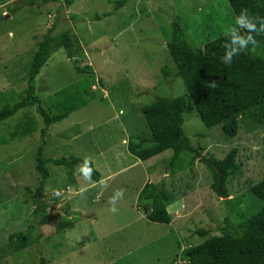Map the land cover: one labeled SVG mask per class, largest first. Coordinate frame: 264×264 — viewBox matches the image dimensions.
Returning <instances> with one entry per match:
<instances>
[{
  "label": "rangeland",
  "instance_id": "1",
  "mask_svg": "<svg viewBox=\"0 0 264 264\" xmlns=\"http://www.w3.org/2000/svg\"><path fill=\"white\" fill-rule=\"evenodd\" d=\"M119 1L75 0L67 7L65 0H0V109L26 96L31 59L53 27L54 35L69 34L76 54L52 53L36 78L37 94L49 114L67 98L85 101L44 137L36 107L0 123V264H41L42 258L45 264H184L182 251L220 235L227 215L240 222L264 207L251 189L264 180V100L227 120L237 126L235 136L222 125L207 127L167 49L175 22L195 49L238 33L228 0H125L115 9ZM226 66L210 68L222 89L233 83ZM171 96H187L183 128L202 157L224 159L237 150L227 197L215 191L213 171L193 154L183 153L172 166V150L147 161L129 152V141L147 145L151 136L142 109ZM40 147L45 158L81 161L74 169L47 164L50 177L38 200L46 207L37 213L28 189L39 186ZM90 164L100 181L91 180ZM145 172L173 195L170 224L149 221L138 202ZM63 219L72 224L58 230ZM20 232L40 240L14 252L8 238Z\"/></svg>",
  "mask_w": 264,
  "mask_h": 264
},
{
  "label": "trees",
  "instance_id": "2",
  "mask_svg": "<svg viewBox=\"0 0 264 264\" xmlns=\"http://www.w3.org/2000/svg\"><path fill=\"white\" fill-rule=\"evenodd\" d=\"M74 1L65 0V5L69 7ZM228 2L240 24L238 33L211 41L204 49H195L186 41L183 28L175 22L172 25L167 49L173 59L175 73L182 78L188 97L194 103L204 124L209 128L222 125L227 135L235 136L237 126L226 123L227 120L264 100V0ZM124 3L125 0H120L115 9L121 8ZM2 19L1 16L0 20ZM53 33L54 27L38 42L37 50L30 62L26 96L21 101L0 109L2 123L21 110L36 107L44 122L41 131L43 137L51 125L66 119L76 107L85 105V101L79 100L75 103L73 99L67 98L66 101L62 100L57 114H49L43 106L42 98L37 94L36 78L48 63L52 53L65 49L69 59H74L76 54L75 42L67 32L58 35ZM240 36L243 37L242 43L236 41ZM224 65H227L226 74L233 83L222 89L214 80L210 68ZM239 67L246 70L238 72ZM78 71L84 72L82 69ZM162 73L167 77L171 69L165 66ZM254 80L255 83L251 84ZM186 107L187 96L157 97L142 109L151 134L150 138L146 139L148 144L129 141L128 150L141 161H147L167 150H172L169 162L172 166L180 160L183 153L193 154L194 159H201L213 171L215 191L227 197L226 179L238 170L237 150L232 149L224 159L202 157L184 132ZM35 160V169L40 176L39 186L35 191L31 189L28 191L33 196L34 204H37L35 212L38 213L46 207L45 204H38V200L44 197L46 183L50 177L47 164L53 163L74 169L81 160L74 156L72 159L45 158L42 147L38 149ZM88 170L92 181H100V172L92 164ZM251 189L264 203V180L253 185ZM138 201L146 211L149 221L171 223L172 217L168 207L173 203V195L163 184L147 182L140 191ZM71 224V219H63L58 230H63ZM220 231V235L208 237L202 243L184 249L180 255L184 264H264V207L240 222H235L227 215ZM198 233L201 237L208 236V231L199 230ZM39 240L40 236L31 239L25 233H14L8 238V246L14 252H19ZM41 261V264H45L44 258Z\"/></svg>",
  "mask_w": 264,
  "mask_h": 264
},
{
  "label": "crops",
  "instance_id": "3",
  "mask_svg": "<svg viewBox=\"0 0 264 264\" xmlns=\"http://www.w3.org/2000/svg\"><path fill=\"white\" fill-rule=\"evenodd\" d=\"M146 176L144 177V181L141 182L139 188H138V193H140V191L142 190V188L144 187V185L147 183V182H151L150 178L147 176L148 174L145 172ZM155 183V182H153ZM139 202V201H138ZM177 213V212H176Z\"/></svg>",
  "mask_w": 264,
  "mask_h": 264
}]
</instances>
